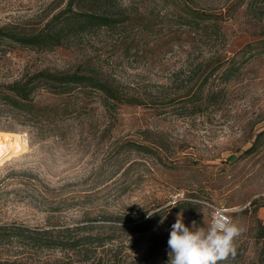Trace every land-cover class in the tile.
<instances>
[{"label":"rangeland","instance_id":"1","mask_svg":"<svg viewBox=\"0 0 264 264\" xmlns=\"http://www.w3.org/2000/svg\"><path fill=\"white\" fill-rule=\"evenodd\" d=\"M66 1L0 0V27H41ZM234 1L191 4L218 13ZM122 5L130 23L52 50L0 44V82L83 66L108 77L124 100H139L40 87L36 102L53 109L24 116L0 107V264H61V249L10 227L96 226L109 214L152 213L176 199L195 202L197 213L169 211L150 231L124 232L108 255L119 251L120 264H137L150 235L170 234L178 214L186 226L207 229L226 209L244 232L240 254L219 264H264L257 233L264 224V2H237L227 20L196 30L183 7L165 0ZM167 262L166 252L149 264Z\"/></svg>","mask_w":264,"mask_h":264},{"label":"trees","instance_id":"2","mask_svg":"<svg viewBox=\"0 0 264 264\" xmlns=\"http://www.w3.org/2000/svg\"><path fill=\"white\" fill-rule=\"evenodd\" d=\"M123 0H67L64 7L54 13L41 27H0V44L10 41L21 46L40 50H52L66 45L81 34L100 28H116L130 21L122 5ZM175 6L183 7L188 14L186 23L190 28L216 26L219 20H227L234 4H242L244 0H235L233 4L220 12L199 11L191 4L192 0H165ZM190 1V3H189ZM264 0H250V2ZM208 77L205 79V81ZM78 86L91 88L101 92L107 98L126 103H139L137 99L124 100L119 87L101 72L83 66L68 70L40 69L23 74L11 82H0V107L10 111L36 114L40 108L53 109L51 105L41 106L36 102V91L42 87L55 95L70 93ZM146 144H135L138 150L147 149ZM195 202L175 200L159 211L139 213L136 211L118 212L105 217L104 223L89 226L50 228L31 230L27 227H10L12 231L29 237L39 246L59 248L63 251L58 262L61 264H120L118 252L108 255L110 244L124 232L128 234L150 231L157 225L160 217L169 211H187L196 214ZM256 209V208H255ZM254 209V210H255ZM160 215V216H159ZM6 229L0 226V232ZM94 230H96L94 232ZM258 237L264 238V224L259 223ZM1 235V234H0ZM137 238H130L129 245L134 246ZM169 234H151L148 246L142 256L136 259L137 264H149V261L162 253H168ZM238 251V250H237ZM240 253L237 252L236 256Z\"/></svg>","mask_w":264,"mask_h":264},{"label":"clouds","instance_id":"3","mask_svg":"<svg viewBox=\"0 0 264 264\" xmlns=\"http://www.w3.org/2000/svg\"><path fill=\"white\" fill-rule=\"evenodd\" d=\"M243 232L242 226L219 212L213 215L207 229L195 222L191 228L186 226L180 213L167 241V264H219L236 256V240Z\"/></svg>","mask_w":264,"mask_h":264},{"label":"built area","instance_id":"4","mask_svg":"<svg viewBox=\"0 0 264 264\" xmlns=\"http://www.w3.org/2000/svg\"><path fill=\"white\" fill-rule=\"evenodd\" d=\"M218 212H219V213H222L223 215H226V216L229 217V215H228L226 209H218V210L215 212V214L218 213Z\"/></svg>","mask_w":264,"mask_h":264}]
</instances>
